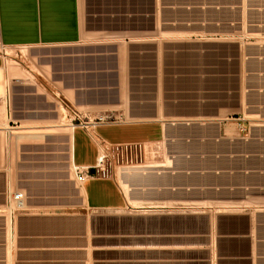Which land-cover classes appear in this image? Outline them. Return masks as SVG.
Masks as SVG:
<instances>
[{
    "label": "crops",
    "instance_id": "obj_1",
    "mask_svg": "<svg viewBox=\"0 0 264 264\" xmlns=\"http://www.w3.org/2000/svg\"><path fill=\"white\" fill-rule=\"evenodd\" d=\"M244 2L0 0L3 48L22 47L26 55L29 48L61 49L32 57L48 77L8 66V101L0 103V264H264V204L254 203L264 196L250 191L242 198L243 190L264 187H244L241 168L217 174L216 186L204 183V173L167 166L179 159L187 165V156L137 162L127 167L136 171L123 172L128 176L121 184L113 169L83 186L71 173V167L100 165L101 141L107 147L154 146L174 125L162 111L159 46L126 50L124 44L192 35V26H234L242 36ZM216 7L218 16H212L209 9ZM227 7L233 20L219 16ZM248 22L251 36L264 35V18ZM219 29L202 35H219ZM86 35L121 44L108 50L81 45ZM4 70L0 57V79ZM54 100L95 115L111 113L117 122L91 133H52L65 114ZM106 127L120 137H103L99 130ZM78 134L85 152L79 161ZM17 193L24 194L21 210L13 202ZM221 214L245 222L239 227L235 220L223 231Z\"/></svg>",
    "mask_w": 264,
    "mask_h": 264
},
{
    "label": "rangeland",
    "instance_id": "obj_2",
    "mask_svg": "<svg viewBox=\"0 0 264 264\" xmlns=\"http://www.w3.org/2000/svg\"><path fill=\"white\" fill-rule=\"evenodd\" d=\"M227 2L233 6L235 0ZM250 8L256 10H249ZM209 10L212 11V16H218V7ZM221 10L219 16L222 18H235L230 7L225 8L227 12ZM243 17L244 28L247 30L250 29L248 20L264 18V0H245ZM191 29L192 35L162 36L152 38L151 41L147 38L146 42L139 44H124L126 50L127 46L137 49V45L149 43L159 46L158 76L162 111L167 112L168 120L174 125L167 126L161 142L154 146H103L101 166L104 170L113 169L114 176L121 184L125 176H128L123 172L136 171L127 167L136 166L137 162L147 158L172 156L185 159L187 156V165L179 159L176 164L167 166L178 172L187 168L194 175L204 173L207 176L204 183L211 186L221 183L217 174L223 175L222 171H226L225 175L229 176L234 169L241 168L244 187L250 184L264 187V35L251 36L245 30L240 36L234 26H192ZM214 29H219L216 31L219 35H202ZM119 41L117 38L95 39L86 35L80 44L108 50L120 45ZM57 50L61 49L29 48L26 55L22 47L5 49L0 46V57L5 63L4 73L1 72L3 78L0 79L1 94L4 93L7 81L13 77L7 71L10 64L33 70L37 77H48L49 73L36 68L32 57ZM171 99L177 101V105H170L168 101ZM54 101L58 112L63 113V107L57 100ZM176 118L177 120H172ZM69 129L71 124L61 118L51 132L66 134ZM148 132L147 130L146 133ZM99 133L109 141L120 137L119 130L115 128H101ZM83 139L78 134V161L85 158ZM61 156L65 157L66 153ZM105 156L107 158L104 163ZM234 157L241 159V162H234ZM71 173L74 175L73 167ZM131 177L136 178V174ZM226 181L229 182L230 179L227 178ZM250 191L253 196H264V188H258L243 190L242 198ZM254 203L264 204V198H256ZM257 214L260 213L253 212L254 216ZM218 215L216 212L211 213L215 219ZM230 215L221 214L223 231H228L229 223L235 220L239 227L245 222L244 218L235 219ZM260 216H264V213Z\"/></svg>",
    "mask_w": 264,
    "mask_h": 264
},
{
    "label": "built area",
    "instance_id": "obj_3",
    "mask_svg": "<svg viewBox=\"0 0 264 264\" xmlns=\"http://www.w3.org/2000/svg\"><path fill=\"white\" fill-rule=\"evenodd\" d=\"M1 46V44H0ZM2 47V46H1ZM7 88L5 87L4 93L0 92V103H7ZM61 106L64 110V118L71 124V127L74 129H82L87 133H91L90 130L96 128L97 126H109L117 122L116 118L111 113H100V114H91L83 110H79L75 107H72L65 102H62ZM100 147L105 146L104 142L98 143ZM103 159L105 163V159ZM103 163V165H104ZM98 173H104V167L99 166V160L97 166L94 168H78L74 167V175L76 182L83 186L88 180L94 179ZM13 202L18 210L24 208V194L17 193L13 196Z\"/></svg>",
    "mask_w": 264,
    "mask_h": 264
},
{
    "label": "bare ground",
    "instance_id": "obj_4",
    "mask_svg": "<svg viewBox=\"0 0 264 264\" xmlns=\"http://www.w3.org/2000/svg\"><path fill=\"white\" fill-rule=\"evenodd\" d=\"M16 77H17V76H16ZM71 128L73 129V127H71ZM102 148H103V147H102ZM102 164H103V163H102ZM99 166H100V167H102V166H101V163H100V165H99Z\"/></svg>",
    "mask_w": 264,
    "mask_h": 264
}]
</instances>
